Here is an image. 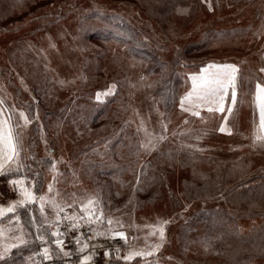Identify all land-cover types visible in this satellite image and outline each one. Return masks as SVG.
I'll use <instances>...</instances> for the list:
<instances>
[{
    "label": "rangeland",
    "instance_id": "374dc122",
    "mask_svg": "<svg viewBox=\"0 0 264 264\" xmlns=\"http://www.w3.org/2000/svg\"><path fill=\"white\" fill-rule=\"evenodd\" d=\"M22 1L25 2L0 0V100L8 115H13V122L23 124L20 112L31 121L18 129L22 132L21 158L25 165L21 177H29L28 173L40 169V193L47 194L48 185L54 184L60 193L56 199L65 204V213L83 216L82 202L89 196L99 200L96 188L110 182L103 172L98 180L95 172L118 166L113 172L112 189L123 195L121 184L132 179L136 184L138 180L137 172L133 178V168L140 170L145 162L151 163L146 176L152 175L159 181V197L140 210L104 213L119 220L123 227L115 223L91 226L106 233L99 236L104 240L113 231L125 233L126 242L118 248L114 264H232L226 258L212 255L198 240L204 233L202 225L193 223L194 230L187 237L183 227L202 211L229 209L235 203L243 205L238 200L243 196L240 190L246 188L245 184L252 186L253 179L243 177L241 181L246 183L238 186L243 188H237L236 196L232 195L234 192L219 191L216 198L201 199L194 194V183L201 173L217 171L228 182L233 179L227 173L238 166V150L237 144L232 149L227 141L229 137L219 131L224 114L201 108L200 116H193L182 110L181 99L192 88L189 77L198 74L202 67L209 63L234 64L245 80L238 89V101L242 102L234 107L227 125L254 119L252 101L258 79L254 72L258 71L248 58L258 54L256 44H262L264 50V42L254 40L259 35L264 40V33H260L264 27V0H242L236 4L231 0H188L185 3L189 9H179L180 13L176 10V15L168 16L156 0H46L40 2L37 10L30 3L23 5ZM13 4L16 12L6 15ZM92 14L125 18L137 38L164 63L163 73L178 75L177 96L171 107L164 108L158 96L159 74H148V64L129 54L125 45L112 40L86 39L93 26L103 24L97 18L85 19ZM47 77L56 85L58 94L54 96L56 99L42 103L38 87L40 80ZM113 84L116 85L113 94L98 101L97 93L106 92ZM100 109L102 113L89 127L90 133L76 129L82 127V113L88 121V115ZM163 125H167L166 132ZM146 132L154 137L163 134L167 139L154 141L155 149L147 151L141 147L148 141ZM90 163L99 166L89 170ZM53 164L55 172L51 168ZM4 176H0V181L14 196L10 179ZM185 187L189 193L193 192L194 198L185 196ZM197 188L203 190L204 185ZM74 201L73 207L66 206ZM98 208L101 209L100 204ZM258 212L263 214L264 207L258 208ZM48 215L54 218L55 212L49 210ZM163 221L168 223L163 224L161 241L158 233L155 236L150 233ZM262 222L264 216H247L236 221L242 234H252V227ZM25 231H31L30 237L35 238L36 229L32 225ZM13 242L7 241L9 245ZM158 244L162 247L152 256L135 257L127 262L117 259L126 255L129 248L146 251ZM86 250L84 253L76 250L79 262L84 255H90ZM29 257L18 264H37ZM252 262L264 264V257Z\"/></svg>",
    "mask_w": 264,
    "mask_h": 264
},
{
    "label": "snow or ice",
    "instance_id": "6c2138e0",
    "mask_svg": "<svg viewBox=\"0 0 264 264\" xmlns=\"http://www.w3.org/2000/svg\"><path fill=\"white\" fill-rule=\"evenodd\" d=\"M211 9V5H209ZM264 72V68L260 70ZM192 81V88L181 99V108L183 111H188L193 116H200V109L206 108L209 113H222V120L224 123L220 126V132H227L231 134V128L227 127L228 118L233 114L234 107L242 102L238 101V89L244 83L245 78L240 73V69L234 64H215L209 63L202 67L198 74H193L189 77ZM116 85L113 84L106 92L97 93L96 98L102 101V97L113 94ZM226 101L228 107H225ZM252 103L255 109L258 110V122L254 121L253 131V144L264 147V86L260 83L256 84L255 94ZM3 100H0V105ZM187 105V107L185 106ZM6 109L0 108V176L11 175L12 173L19 174L25 165L21 158L23 151L22 132L18 129L25 128L31 121L24 112L19 113V118L23 120V124L19 121L13 122V115H5ZM203 119V118H202ZM164 131H167V125H163ZM148 137L147 143H142L141 147L147 151L154 150L156 143L154 141L162 142L167 139L166 135H159L158 137L152 136L146 132ZM52 170L55 172V165H51ZM36 175H39L38 173ZM55 180L56 177L54 176ZM9 184L16 192V198L7 202V204H0V261H7L10 258L13 248L19 249L21 247H28L29 244H38L39 255L42 260H52L53 257H60L61 254L65 257L70 256L71 253L65 251L64 237L68 232L79 231L80 228L87 225L91 235L84 238H75L77 244V252L84 253L85 249L95 247L90 245L89 241L97 236H105L104 231H96L92 225H112L117 224L123 227L119 220H113L104 215L102 209L98 208L99 200L96 197L89 196L82 202L81 211L84 213L80 216L76 213L71 215L65 213V204H62L56 199L60 193L55 189L54 184L48 185V193L41 194L40 188L36 181L29 180L28 177L23 176L17 179H10ZM73 204H67V207H73ZM33 205L38 206L40 213L39 218L32 215L30 209ZM23 209L25 215L28 216L24 225H21L20 210ZM52 210L55 212L54 218H49L48 212ZM61 213H65L61 216ZM67 221V223H64ZM83 221V224H81ZM168 221H163L162 224L155 228L150 235L159 234L161 241L164 240V227ZM28 225H32L36 229L35 238L29 240L28 237L32 235L31 231H25ZM63 227V231L61 228ZM112 231V229H109ZM83 235V234H81ZM119 237L126 242V235L123 232L113 231L112 238ZM14 241L10 245L7 241ZM54 246V248L52 247ZM162 244H158L155 248L146 251H138L134 248H129V251L123 257L117 256V259H123L126 262L131 261L135 257L146 258L154 255ZM119 253L120 249L115 250ZM108 253H106V256ZM90 255H84L80 264H88L91 260ZM29 259H32L29 257Z\"/></svg>",
    "mask_w": 264,
    "mask_h": 264
},
{
    "label": "trees",
    "instance_id": "16d2710c",
    "mask_svg": "<svg viewBox=\"0 0 264 264\" xmlns=\"http://www.w3.org/2000/svg\"><path fill=\"white\" fill-rule=\"evenodd\" d=\"M24 1L25 2H21L23 5L25 3H30L29 6L32 8L35 6L37 10L41 7L40 2L43 3L46 0ZM33 1H35V5H33ZM179 1L180 0H163L162 2H159L156 0L158 4H162V11H164V14H167V16L169 14H175L174 11L176 10V13H180L179 9H189V4L186 5L185 3L188 0H182L181 3ZM241 1L242 0H231V2L235 4ZM15 10L16 7L13 4L8 10L10 12H7L6 15L14 13ZM92 16L86 15L85 19L97 18L103 21V24L101 27L93 26L91 30L87 32L86 39L89 40L90 38H97L100 40H112L125 45L129 54L138 57L148 64V74H159L156 84L158 96L160 97L161 104L164 108L171 107L174 104L175 98L177 96L176 87H178L177 85L179 84L178 75L175 73H163L162 70L165 69L164 63L156 59L147 46L137 38L136 32L125 18L118 15L104 16L92 14ZM40 82L41 83L40 87H38V90L41 94V102L43 101L42 103H46L49 101V99L51 100L58 94V90L55 87L56 85L52 83L53 81L48 77L47 79L43 78L40 80ZM101 113L102 109L95 111V113L89 114L88 121L87 119H83L84 113H82V127L79 125L76 127V129L81 133H90L92 128L89 127H91V124H93L98 119ZM87 125L89 126L87 127ZM97 133L98 131L96 134ZM150 164L151 163L145 162L140 170L137 169L136 166L133 168V178L135 179L138 176V180L136 184H134L135 182L132 183L133 179L127 183H122L121 185L124 189L122 191H125L123 195H121L119 191L112 189L114 186V183L111 181L114 179L113 172L116 171L118 166L116 168L112 167L109 169L107 168L104 171H99L100 173L98 174L95 172V176L98 180V176L102 174L101 172H103L102 175L107 178L106 180L110 181L106 182V185L104 183L102 188H96L97 196H99V204L104 213H108V211L121 212L125 209L140 210L144 208L146 203H153L154 200L159 197V181H156V179L152 177L151 174L149 177L146 176L147 166ZM98 166V163H90L89 170H96L95 167L97 168ZM150 167L151 165L149 166V169ZM136 172L137 176H135ZM37 173L39 175H36ZM28 174V178L35 179L38 187L41 188V170L39 169L35 173L30 172ZM117 175L120 177V173ZM4 177L7 179H17L21 177V173H12L11 175H5ZM227 180L217 171L201 173V177L199 175L198 180L194 183V188H196L194 194L199 196L201 199L216 198L215 196L219 191H225L227 193L234 192L232 195L236 196L238 193V186L246 183L245 181L238 182V179L235 176H233V179H229V182ZM199 185H204V189L199 190L197 188ZM227 185H230V187H227ZM153 186L157 189L153 188ZM224 186H226L227 189H225ZM242 192L243 196L239 197L238 200H242L244 206L242 203H235L234 206H230L229 209L224 208L216 211H202L199 215L193 217L192 220H189V224L191 223V226L189 224L185 225L183 227V233L184 236H188L194 230L193 223L200 224L203 226L204 233L199 235L198 240L204 244V246L212 255L226 258L230 260L232 264H256L255 262L253 263L252 260L255 261L257 258L264 257V222L253 226L252 234H242L237 228L236 221L239 218L247 216H264V213L262 214L258 212L257 207L258 204H263L262 201H264V199H260L262 191L257 189V186H248L243 189ZM184 194L188 199L194 198L193 192L191 191V193H189V191L186 190V187ZM36 208L37 205H33L30 209V212L39 218ZM237 211H239V213ZM20 215L22 224L24 225L28 219V216L25 215L23 209L20 210ZM29 226L30 225L27 226L28 229ZM33 239V237H30L29 240L31 241ZM52 247L54 248V246ZM38 251L39 245L31 243L28 247H21L19 249L13 248L10 258L7 261H0V264H18L19 262L24 261L25 257L27 258L28 256L34 258L35 262L39 264V255H36ZM116 253L117 252L114 251L112 254H110L109 260H107L104 264H114V262L116 263L117 261L114 260ZM46 262L48 264H75V262L69 259L68 256L65 257L62 254L60 257L54 256L52 260H46Z\"/></svg>",
    "mask_w": 264,
    "mask_h": 264
},
{
    "label": "crops",
    "instance_id": "0c3cea01",
    "mask_svg": "<svg viewBox=\"0 0 264 264\" xmlns=\"http://www.w3.org/2000/svg\"><path fill=\"white\" fill-rule=\"evenodd\" d=\"M262 4L264 6V1L262 2ZM262 11H264V8H262ZM260 33H264V27ZM254 40H258L259 43L264 42L262 35H259V37L255 36ZM255 49L257 50L258 54L249 57L248 62H253L256 70L259 72H254L255 76H257L258 78L257 83H260L262 86H264V72L260 71L262 68H264V50L262 49V44H259L258 46L256 44ZM0 108L4 109L3 105H0ZM254 110L255 111L253 112L255 116L252 121H237L236 123L233 121L232 124L227 125V127L231 128V134H228L227 132L224 133L227 137H229L227 141L229 145H231L230 147L232 149L234 148V145L236 146L237 144L238 150V166L235 167V171H229L227 174L232 175V177L235 176L240 181L243 177H252L253 180L250 185L257 186V189H260L262 191L260 199H264V147H260L258 145L254 146L253 144V131L255 127L254 121L258 122L259 119L258 110L255 109V106ZM5 115H8V113L6 112ZM243 127L247 128V130L244 131ZM250 159L252 162L248 161ZM245 186L247 187L249 186V184H245ZM239 188L241 189L243 187ZM239 188L238 190H240ZM9 190L10 188H8L7 185L0 181V204H7V202L15 199L14 197H16V194L13 192V196L11 194V191ZM7 197H10L11 200L9 199L6 202ZM262 203L263 204H258L257 207H264V201H262Z\"/></svg>",
    "mask_w": 264,
    "mask_h": 264
},
{
    "label": "built area",
    "instance_id": "2783aa9c",
    "mask_svg": "<svg viewBox=\"0 0 264 264\" xmlns=\"http://www.w3.org/2000/svg\"><path fill=\"white\" fill-rule=\"evenodd\" d=\"M64 223H67L65 221ZM63 227L61 228V231H63ZM83 234V235H81ZM91 235V232L89 230V227L87 225L83 226L79 229V231H70L67 233V235L64 237V243H65V249L66 251L70 252L71 255L68 256L69 259L73 260L75 264H80L78 261V255L76 253L77 250V244L75 243L76 237H81L83 240L84 238ZM125 240L120 239L119 237L113 239L112 236L106 240L100 238L97 236L96 238L89 241L90 245H95V247H89L88 250H86L87 253L90 254L92 257L89 261L90 264H104L110 254L114 252L115 249L120 248L124 245ZM106 253L108 255L106 256ZM39 264H48L45 260H41Z\"/></svg>",
    "mask_w": 264,
    "mask_h": 264
}]
</instances>
